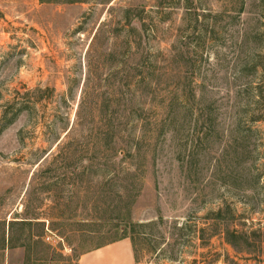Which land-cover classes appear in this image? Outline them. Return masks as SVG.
I'll return each instance as SVG.
<instances>
[{
  "label": "rangeland",
  "instance_id": "obj_1",
  "mask_svg": "<svg viewBox=\"0 0 264 264\" xmlns=\"http://www.w3.org/2000/svg\"><path fill=\"white\" fill-rule=\"evenodd\" d=\"M124 236L137 264H264V0H0V264Z\"/></svg>",
  "mask_w": 264,
  "mask_h": 264
},
{
  "label": "crops",
  "instance_id": "obj_2",
  "mask_svg": "<svg viewBox=\"0 0 264 264\" xmlns=\"http://www.w3.org/2000/svg\"><path fill=\"white\" fill-rule=\"evenodd\" d=\"M77 264H137L129 238L111 242L82 254Z\"/></svg>",
  "mask_w": 264,
  "mask_h": 264
},
{
  "label": "trees",
  "instance_id": "obj_3",
  "mask_svg": "<svg viewBox=\"0 0 264 264\" xmlns=\"http://www.w3.org/2000/svg\"><path fill=\"white\" fill-rule=\"evenodd\" d=\"M28 109L27 108H24V107H18V109H16L13 117L11 119H9V121L6 122V126H8L9 124H11L15 119L16 117L21 114L22 112H26ZM5 118H6V114H5ZM134 155H131V153H125L124 156H122L121 158V161L123 160H128L129 158H133ZM224 213H228V214H231V209L227 206L224 210L223 208L219 209L218 212H213L212 215L215 216V221L217 220H224L222 219L223 218V214ZM232 215H230V218H231ZM214 218V217H213ZM229 218V217H228ZM229 218V219H230ZM122 222H123V225L125 227V231L127 230V228L131 227V228H135V227H144L146 224H134L132 223L131 221L128 220V218H123L122 219ZM21 223H31V222H26V221H22ZM208 229L207 228H201L199 230V232H201V239L202 240H205L204 239V233H206ZM224 234H225V241L230 244L235 250L237 251H241L243 247L242 243H241V240L244 238V235H242V233H240L239 231L237 230H231L229 227H226L225 228V231H224ZM125 238H130L132 244H133V248H134V252H135V258H136V244H135V240L133 237H127V236H124L123 238H120L118 240H121V239H125ZM116 240V241H118ZM248 239H246V244H248ZM115 242V241H114ZM5 247V239L2 238V240H0V251L3 250ZM137 260V258H136Z\"/></svg>",
  "mask_w": 264,
  "mask_h": 264
}]
</instances>
